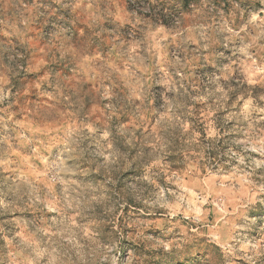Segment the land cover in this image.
<instances>
[{
  "label": "clouds",
  "instance_id": "1",
  "mask_svg": "<svg viewBox=\"0 0 264 264\" xmlns=\"http://www.w3.org/2000/svg\"><path fill=\"white\" fill-rule=\"evenodd\" d=\"M0 264H264V0H0Z\"/></svg>",
  "mask_w": 264,
  "mask_h": 264
}]
</instances>
